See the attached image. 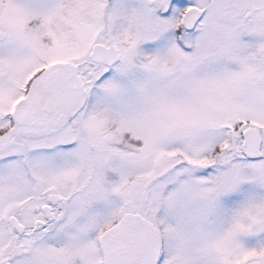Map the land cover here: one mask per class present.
I'll list each match as a JSON object with an SVG mask.
<instances>
[{
    "label": "snow or ice",
    "instance_id": "obj_1",
    "mask_svg": "<svg viewBox=\"0 0 264 264\" xmlns=\"http://www.w3.org/2000/svg\"><path fill=\"white\" fill-rule=\"evenodd\" d=\"M0 264H264V0H0Z\"/></svg>",
    "mask_w": 264,
    "mask_h": 264
}]
</instances>
